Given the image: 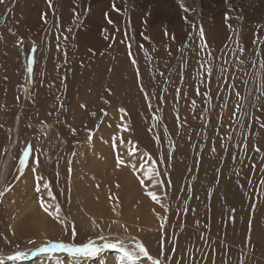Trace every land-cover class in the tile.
<instances>
[{"label": "rangeland", "instance_id": "374dc122", "mask_svg": "<svg viewBox=\"0 0 264 264\" xmlns=\"http://www.w3.org/2000/svg\"><path fill=\"white\" fill-rule=\"evenodd\" d=\"M101 1L0 3V82L12 94L0 113V264H129L111 248L80 258L36 251L89 239L129 251L139 241L164 264H243L228 250L246 255L248 246H214L212 238L234 228L240 181L255 195L239 241L252 240L264 197L256 194L264 184V0H183L187 13L176 0ZM119 65L125 105L112 85ZM47 87L58 88V99L42 117L37 108L52 102L40 95ZM117 132L125 146L104 154ZM150 168L159 175L145 178ZM41 197L49 211L59 206L63 224L40 208ZM101 205L115 207L114 217L92 214ZM188 236L199 237L185 246ZM17 252L26 255L13 259Z\"/></svg>", "mask_w": 264, "mask_h": 264}, {"label": "bare ground", "instance_id": "6f19581e", "mask_svg": "<svg viewBox=\"0 0 264 264\" xmlns=\"http://www.w3.org/2000/svg\"><path fill=\"white\" fill-rule=\"evenodd\" d=\"M101 1V0H100ZM106 2V1H105ZM111 2V1H109ZM102 3V1H101ZM108 3V2H107ZM103 4V3H102ZM229 8V7H228ZM52 29V28H51ZM52 31V30H51ZM50 32V31H49ZM53 34V33H52ZM50 34V35H52ZM82 34V33H81ZM51 38V37H49ZM6 52V51H5ZM43 52V51H42ZM41 52V53H42ZM8 53V52H7ZM17 54V53H16ZM43 55V54H42ZM49 61V60H48ZM41 62V60H40ZM45 62V61H44ZM48 64V63H47ZM50 65V64H48ZM41 66V65H40ZM57 66V65H56ZM45 67H47V65H45ZM42 68V67H40ZM115 68V67H114ZM123 67L121 65H119L116 69V73H115V77H113V79L116 81V83H112L113 84H117L118 86V91H119V94L116 98H119L118 101H120L122 104L123 102L121 101V99L123 98L122 96L124 95H121L120 93V90H121V87H122V84H123V77H124V72H123ZM44 71V69H43ZM39 74V72L37 73ZM36 74V75H37ZM43 75V74H42ZM35 76V74L33 75ZM46 76V75H45ZM50 76V75H49ZM52 76V75H51ZM1 77V76H0ZM48 78V75L46 76ZM54 77V76H53ZM42 78V77H40ZM45 78V79H47ZM50 78V77H49ZM3 79V78H2ZM1 79V80H2ZM51 79V78H50ZM4 80V79H3ZM48 80V79H47ZM37 81H39L37 79ZM43 81V79H42ZM50 81V80H49ZM103 81V80H102ZM2 82V81H1ZM0 82V113H5L6 111H8V108L10 107V105L12 104L11 102V98H12V94H11V90L9 91V88L7 86H5L3 83ZM36 82V81H35ZM41 82V81H40ZM38 83V82H37ZM44 83V82H43ZM48 83V82H46ZM45 83V84H46ZM52 83V81H50L49 85ZM101 83V82H100ZM126 83V82H124ZM41 84V83H40ZM44 84V86H45ZM49 85H47L49 87ZM52 85V84H51ZM101 85V84H100ZM37 86V85H35ZM41 86V85H40ZM40 86H38L40 88ZM57 85H55L56 87ZM115 86V85H114ZM113 86V87H114ZM38 87H36L37 89H39ZM46 87V86H45ZM47 87L46 91L42 92L39 90V93L40 95H42L43 98V101H52L50 102V106L49 107H44V105L40 106L38 109V112L40 114H42L41 116L42 117H45L48 113L50 114H53L54 111H56V104H57V99H58V95L56 94L57 93V90L58 88H51L49 89ZM58 87V86H57ZM42 88V87H41ZM105 87H103L104 89ZM36 89V91H37ZM45 88L42 89V91L44 90ZM34 90V88H33ZM48 90V91H47ZM98 90V89H97ZM124 90V88H123ZM122 90V91H123ZM13 92V91H12ZM38 92V91H37ZM94 94V93H93ZM56 95H57V99H56ZM109 97V96H108ZM113 98V96H111ZM115 97V95H114ZM111 98V99H112ZM115 98V99H116ZM38 100V99H37ZM14 101V100H12ZM42 101V100H40ZM114 101V99L112 100ZM52 103V104H51ZM39 104H42V103H39ZM114 104V103H113ZM136 104H137V101H136ZM49 105V104H48ZM116 105V104H115ZM125 105V104H123ZM116 107L118 108H122L120 106V103L118 104V106L116 105ZM124 108V107H123ZM105 111V110H104ZM6 114V113H5ZM3 115V114H2ZM4 117V116H3ZM116 117H120V114H117V113H114V118ZM55 121V120H54ZM54 121H51L52 125L56 126L55 122ZM119 132H121L120 128H119ZM119 132H117L118 134V137L116 138V140H110V145L112 146H109V144H106V146H108L107 150H103V153L106 154L107 151H110V150H113L116 146L118 147L120 143H122V146L120 147H124L125 144L123 143L124 142V139L120 138L119 136ZM48 133V132H46ZM47 135V134H46ZM78 136V135H77ZM132 136V135H131ZM39 137L41 138V136L39 135ZM132 138V137H130ZM75 137H73L72 139H70V142H74L75 141ZM145 142V141H144ZM105 146V147H106ZM118 147V148H120ZM152 151V150H151ZM151 154V153H150ZM137 158H140V155L137 156ZM36 180V179H35ZM264 193V184H263V188H261L260 190H258L256 192L257 195H261ZM255 195V191L254 189L252 188V184L248 181H240L238 183V189H237V200H238V206H237V210H235V217H236V222H235V225H234V228L233 230L229 231V230H225L224 228L219 230L212 238V241L215 243L214 246H248V250L246 252V255L244 252L240 251L239 253H236V252H233L228 250L233 258L235 260L239 259L243 262V264H252L254 261L258 260V259H261L264 257V197L261 198V200L259 201V204L258 206L256 207V209L254 210V214L252 216V226L254 228V235H253V238L252 240L247 243V242H244V241H239V231H240V219H241V215L244 213V211L246 210L247 208V202L250 200L251 196ZM33 205V204H32ZM114 207V206H113ZM99 208V209H98ZM115 208V207H114ZM114 208H111L110 210H107V209H104V207L101 205L100 207H95L93 206L92 207V210L94 213L92 214H95L97 209H98V212L96 214H100V213H108V214H111L109 215L108 217L109 218H113L114 216H112L113 214L116 213V209L115 211H113ZM5 210V209H4ZM17 217V215H16ZM107 217V218H108ZM16 219V218H14ZM247 219H249V217H247ZM19 227L16 226V231ZM194 234V233H192ZM191 234V235H192ZM199 234V233H198ZM190 235V236H191ZM195 235V234H194ZM197 235V234H196ZM183 236V235H182ZM180 236V237H182ZM188 236L187 238H184L182 240H186L187 243L185 246H190L191 245V242L196 238V237H190ZM202 236V235H201ZM199 236H197V238L195 240L198 239ZM180 240V241H182ZM14 247V246H12ZM9 248V247H8ZM216 250V253H213L212 252V256L215 257L216 259H220V256H219V253H220V250L217 248L215 249ZM214 251V250H213ZM244 255L246 257H244ZM223 260H227L226 257H223L222 258ZM113 264V263H111ZM145 264V263H144Z\"/></svg>", "mask_w": 264, "mask_h": 264}, {"label": "snow or ice", "instance_id": "6c2138e0", "mask_svg": "<svg viewBox=\"0 0 264 264\" xmlns=\"http://www.w3.org/2000/svg\"><path fill=\"white\" fill-rule=\"evenodd\" d=\"M176 2L179 5V7L181 8V10L184 11L185 13L190 11V9L187 8L185 6V4L183 3V0H176ZM0 3H3V0H0ZM113 7H115V5H113ZM226 19H228L227 16H226ZM109 23H111V21H109ZM200 36H201V39L203 40V29L202 28L200 30ZM28 71L29 72L31 71V61H29ZM208 71L211 72V69H209ZM261 94L264 95V92H262ZM81 107H84V106L81 105ZM89 139H91V137H89ZM28 156H29V151H28V149H25L23 151V156L19 160V165H20L21 170H23V168L25 166V161L28 158ZM121 163L122 162L118 159L117 165L119 166ZM143 167L144 166L141 165L142 169H143ZM153 173H155V169L150 168L147 171H145L144 176H145V178H153ZM155 175H159V174L155 173ZM140 183H141V185H143L144 179H141ZM262 183H264V181H262ZM43 187H44V189L49 188L47 183H44ZM5 190H7V189H5ZM35 191L37 193H39L41 191L40 187L37 186ZM146 194L154 202L160 203V200H159L158 196L156 195V193L149 191ZM3 195H4V191H0V196H3ZM47 195H48V197L55 199L52 196V192L50 190L47 191ZM39 206L43 211H45L53 219L57 220L61 224L64 223L63 220H59V212H60L59 206H56L55 213L49 211V207L46 206V202L42 197L39 200ZM160 206L162 208H165V210L167 211V208L164 204H160ZM113 211H115V209H113ZM157 218L161 220V229H163V219L164 218L159 217V216H157ZM92 223H93V226H96L95 220H93ZM71 235L73 238L76 236L75 230L72 231ZM109 248L117 249L121 254V258L123 260L128 261L129 264H136V262L139 261L141 259V257L146 258V260L150 261L151 264H164V259L154 258L152 255L149 254V251L146 250V247L142 243H140L139 241H135V250L134 251H129L128 248L123 244V242L103 243L102 245L97 246L94 243V241L91 239H89L86 243H81L79 245H77L75 243H73V244L51 243L46 247L37 248L36 251L40 252V253H47L48 255H52L53 253H56V252H64L73 258H80V257L96 256L98 253H100L104 249H109ZM25 255L26 254L24 252H17L16 256L13 257V259H21ZM163 255H164L163 248L161 247L160 256H163Z\"/></svg>", "mask_w": 264, "mask_h": 264}]
</instances>
